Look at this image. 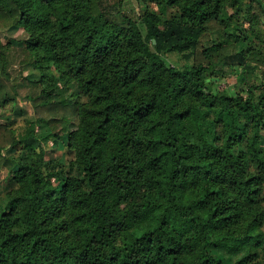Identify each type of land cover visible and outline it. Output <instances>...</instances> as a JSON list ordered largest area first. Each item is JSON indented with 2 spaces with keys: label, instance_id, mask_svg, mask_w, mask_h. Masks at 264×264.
Segmentation results:
<instances>
[{
  "label": "trees",
  "instance_id": "trees-1",
  "mask_svg": "<svg viewBox=\"0 0 264 264\" xmlns=\"http://www.w3.org/2000/svg\"><path fill=\"white\" fill-rule=\"evenodd\" d=\"M135 1L130 13L104 0H0V29L23 28L20 61L38 72L25 132L0 122V167L17 184L4 192L0 264H227L223 252L255 238L256 218L244 233L239 223L258 203L248 168L264 171V67L250 61L264 46L238 48L246 35L231 18L244 0ZM8 45L1 107L18 97ZM174 51L191 62L171 65ZM223 65L243 81L260 70L258 102L206 87ZM49 139L66 141L76 173L45 165ZM16 145L20 156L6 154Z\"/></svg>",
  "mask_w": 264,
  "mask_h": 264
},
{
  "label": "rangeland",
  "instance_id": "rangeland-1",
  "mask_svg": "<svg viewBox=\"0 0 264 264\" xmlns=\"http://www.w3.org/2000/svg\"><path fill=\"white\" fill-rule=\"evenodd\" d=\"M106 4L112 6L114 10L120 9L130 12L136 7L135 0H104ZM150 8L156 11L161 16H169L176 12V7L168 6L163 8L155 2H150ZM131 9V10H130ZM232 11V10H231ZM231 24L234 30L241 34L246 35L244 40L239 41L238 48H244L245 56L248 57L252 50L259 51L264 46V0H244L243 4L239 7L237 12L231 18ZM9 37L22 38L24 37L23 28L17 31H10L7 29H0V43L3 41L5 44ZM217 39V36H214ZM4 56L6 60V70L9 76L16 83L18 90L17 100L13 103L6 104L5 107L0 106V122H5L8 126L13 128L15 136H20L26 130L29 122L33 118V107L29 100L25 99V94L31 88L27 78H38V72L28 65H24L20 59L23 57L20 47L17 44H10L5 48ZM165 59L171 65L182 66L183 64L190 63L191 59L186 60L179 52H169L165 55ZM263 55L261 54L256 60H250L253 63H259L264 67ZM240 68H234L232 65H223L216 74L207 73L205 78V85L210 91H215L219 83H224L230 92H241L246 96L245 91L250 90L253 93V100L259 101L262 86L260 84L261 73L260 70L245 71L246 79L240 80L238 78ZM236 80V81H235ZM72 89H69L71 91ZM85 97L81 96L79 100H84ZM11 109L13 111H11ZM211 118H216L217 113L215 110L209 112ZM12 121V122H10ZM42 146L44 149V162L48 168L61 170L65 173H76V170H71L70 160L73 158V151L67 147L66 141H60L55 144L52 140H43ZM260 146L262 156H264V128L260 132ZM6 154L13 156H20L22 150L19 145L12 146L6 151ZM248 170L259 173L261 176L258 182L259 192H257L256 208L253 213L244 217L240 223L239 228L244 233L250 226L253 218H256V225L252 228L251 234L255 238L250 242H243L240 247L233 252H223L221 257L227 264H241L245 256L250 254L245 263L242 264H264V171L258 170V167L251 164ZM54 183L59 185V180ZM13 176L8 172L7 168L0 167V212L4 208L5 199L4 192L11 187L16 186ZM256 211V212H255ZM240 261V263H239Z\"/></svg>",
  "mask_w": 264,
  "mask_h": 264
},
{
  "label": "crops",
  "instance_id": "crops-1",
  "mask_svg": "<svg viewBox=\"0 0 264 264\" xmlns=\"http://www.w3.org/2000/svg\"><path fill=\"white\" fill-rule=\"evenodd\" d=\"M21 27H18V26H13V27H10L9 29L7 30H10V31H17L18 29H20ZM23 34H24V37L26 36V32L23 30ZM23 38V37H22ZM20 38H16V37H9V39L7 40V42L10 41V44H16V40H18ZM6 42V43H7ZM1 43H4L3 41H1Z\"/></svg>",
  "mask_w": 264,
  "mask_h": 264
}]
</instances>
